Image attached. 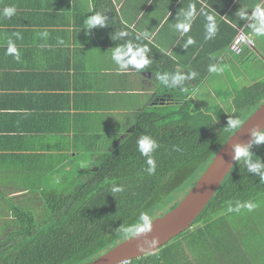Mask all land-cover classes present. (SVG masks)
<instances>
[{"label": "crops", "instance_id": "0c3cea01", "mask_svg": "<svg viewBox=\"0 0 264 264\" xmlns=\"http://www.w3.org/2000/svg\"><path fill=\"white\" fill-rule=\"evenodd\" d=\"M97 13L105 17L102 31L85 23ZM258 14L264 0H0L2 223L12 219L10 206L69 172L88 139L128 132L137 115L160 104L156 72L113 60L119 41L127 42L119 33H132L140 40L133 46L178 64L199 99L201 84L215 72L209 69L245 54L230 49L240 30L264 49V35L255 32ZM182 23L187 32L176 27ZM193 64L195 77L186 69Z\"/></svg>", "mask_w": 264, "mask_h": 264}, {"label": "trees", "instance_id": "16d2710c", "mask_svg": "<svg viewBox=\"0 0 264 264\" xmlns=\"http://www.w3.org/2000/svg\"><path fill=\"white\" fill-rule=\"evenodd\" d=\"M124 37L127 42L119 41L120 48L140 42L132 33ZM139 48L146 49L150 61L144 69L170 75L167 85L158 81L160 104L137 115L128 132L126 127L88 139L79 150L82 159L69 172L33 189V195L26 196L29 206H10L12 219L4 224L0 220V264L95 260L132 236L144 224L141 216L148 220L164 213L160 209L181 192L188 178L193 186L215 153L264 102L260 80L234 89L227 110H203L192 96V84L185 79L172 82L171 75H183L178 64L165 61L163 52H147L145 45ZM197 65L186 67L187 73L191 75ZM143 136L158 145L152 153L156 169L151 175L146 171L147 157L138 150L137 141ZM246 152L187 232L157 252L123 264H255L247 253L264 252V241L249 249L244 237L260 217L255 209L263 206L264 214V141L255 139ZM114 187L122 191L114 192Z\"/></svg>", "mask_w": 264, "mask_h": 264}, {"label": "water", "instance_id": "95a60500", "mask_svg": "<svg viewBox=\"0 0 264 264\" xmlns=\"http://www.w3.org/2000/svg\"><path fill=\"white\" fill-rule=\"evenodd\" d=\"M264 131V102L246 119L210 163L189 192L171 210L155 214L124 241L93 261L78 264H123L126 261L157 252L175 237L187 232L226 176L240 159L238 150H247Z\"/></svg>", "mask_w": 264, "mask_h": 264}, {"label": "rangeland", "instance_id": "374dc122", "mask_svg": "<svg viewBox=\"0 0 264 264\" xmlns=\"http://www.w3.org/2000/svg\"><path fill=\"white\" fill-rule=\"evenodd\" d=\"M244 51V55H238L240 60H230L228 65L223 62L222 66L216 67V71L213 75L208 76L207 80L201 84V90L198 92L200 97L196 100L198 106L203 108V110L205 109L211 112L221 111L222 108L227 110L235 96L234 89L238 90L243 86L252 84L253 82L260 80L264 81V49H260L257 45L255 48L250 49L245 47ZM232 56L236 55L233 53L229 54L230 58ZM220 106L221 108H218ZM84 158L85 157H83V159ZM191 183V178H188V183L181 188V192H179L175 198L170 199L169 202H165L160 211L162 210L161 212H166L169 206L178 204V202H180V200L192 188ZM17 204V206H29L25 197L24 200L21 202L18 201ZM255 213L259 214L260 217H256L253 230H250V233L244 237L247 245L249 243V249L251 246L252 248H256L259 241H264L263 206L256 208ZM262 249H264V247ZM247 256L249 257V260L252 258L255 264H264V252H249L247 253Z\"/></svg>", "mask_w": 264, "mask_h": 264}, {"label": "clouds", "instance_id": "9594fccd", "mask_svg": "<svg viewBox=\"0 0 264 264\" xmlns=\"http://www.w3.org/2000/svg\"><path fill=\"white\" fill-rule=\"evenodd\" d=\"M6 16H11L13 13L10 10H5L4 13ZM240 15H243V12L240 13ZM185 20L187 22H190L193 16V12L191 10L187 11L184 13ZM258 18L260 19V26L255 27V32L258 36L264 35V14H258ZM87 27L91 28L93 26H103L105 24V17L99 13L92 15L85 21ZM176 27L183 32H187L189 30L188 28V23H182V24H177ZM209 33H213L214 29L212 27H209ZM120 36H123L124 33H119ZM252 40V39H251ZM253 41V40H252ZM192 40H188V44H191ZM254 43V42H253ZM245 46H249L250 48H255V43L250 46L248 44L243 45V50ZM145 51L146 49L144 48H139L137 47L134 50V47L132 44H128L126 48H116L115 51L113 52V60L116 62V64L119 65L120 68H124L127 65L131 64L134 65L137 70H143L146 65L150 63V61L145 57ZM233 52V51H232ZM243 52V51H242ZM241 52V53H242ZM237 53V54H241ZM124 56H128L129 58L127 60L124 59ZM210 71H216V69H209ZM192 76H195L196 73L193 72L191 73ZM170 75L165 73L159 76L160 81L164 84L167 85L169 81ZM171 79L173 83H178L183 81L184 77L183 75L176 74V75H171ZM231 124L235 125L237 122H230ZM257 141H264V135H258L256 137ZM138 145V150L143 155L144 157H147L146 159V164L148 167L146 168V171L149 175L154 174L155 169H156V164L154 159L152 158V153L155 151V149L158 147L156 142L151 139L148 136H143L139 138L137 141ZM241 156H247L246 150H238L237 151V157ZM264 179V177H262ZM114 192L117 191H122V188H113ZM141 221L147 225V217L141 216L140 217ZM146 228L144 229H139L138 232L145 231Z\"/></svg>", "mask_w": 264, "mask_h": 264}, {"label": "built area", "instance_id": "2783aa9c", "mask_svg": "<svg viewBox=\"0 0 264 264\" xmlns=\"http://www.w3.org/2000/svg\"><path fill=\"white\" fill-rule=\"evenodd\" d=\"M245 43L250 46L254 44L250 38V35L245 33L243 30H240L238 35L234 38L233 42L231 43L230 49L235 53H241L243 51V45Z\"/></svg>", "mask_w": 264, "mask_h": 264}]
</instances>
